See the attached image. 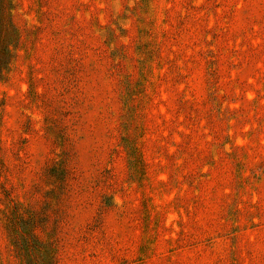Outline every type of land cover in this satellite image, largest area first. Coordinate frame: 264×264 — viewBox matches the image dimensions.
<instances>
[{"label": "rangeland", "instance_id": "374dc122", "mask_svg": "<svg viewBox=\"0 0 264 264\" xmlns=\"http://www.w3.org/2000/svg\"><path fill=\"white\" fill-rule=\"evenodd\" d=\"M11 3L0 264H30L11 217L55 264H264V54L205 55L264 47V0Z\"/></svg>", "mask_w": 264, "mask_h": 264}, {"label": "trees", "instance_id": "16d2710c", "mask_svg": "<svg viewBox=\"0 0 264 264\" xmlns=\"http://www.w3.org/2000/svg\"><path fill=\"white\" fill-rule=\"evenodd\" d=\"M42 1V0H41ZM11 0H0V79L3 77V70L9 64L11 57L14 55L13 48H15L16 43L18 41V33L16 32V28L12 25L10 20V8ZM209 10V9H207ZM244 10H230L229 15L227 16L228 19H233L236 15V12H243ZM233 12V13H232ZM232 13V15H230ZM214 40V39H213ZM215 40L218 44H222L225 40L224 36L215 37ZM220 48H211L207 49L206 56H207V67L209 68L208 75L211 78L220 76L221 78H225L226 73L231 68L236 69L237 72L235 73L236 76L245 69H251L252 71H257L259 67L256 66V60L259 59L261 54H264V47H262V43L252 45L251 43H247L245 48L235 49L233 52H230L228 49H223L222 53L219 52ZM231 67H230V66ZM172 69H174L172 71ZM177 66L171 64V74L173 76H180L179 73H175ZM264 72V69L261 72ZM228 72V73H229ZM171 75V77H173ZM264 78V75L262 76ZM230 82V80H229ZM182 106V105H181ZM185 108V106H182ZM236 111L239 113L237 114V119L240 118L246 110L240 107ZM226 110L224 109V113ZM222 117H225L224 114ZM235 114V115H236ZM258 128H255L249 133L253 135L256 133ZM262 147V145H260ZM64 176V175H63ZM16 217V216H15ZM13 217L9 219L10 222V233H11V244L14 248V251L17 255H21L23 259H25L30 264H55L53 261V254L52 252H48L44 241L38 239L36 236L33 235L30 225L21 228L20 225L17 223L19 221Z\"/></svg>", "mask_w": 264, "mask_h": 264}]
</instances>
